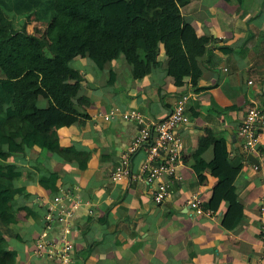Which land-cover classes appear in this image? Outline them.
<instances>
[{"label":"crops","instance_id":"1","mask_svg":"<svg viewBox=\"0 0 264 264\" xmlns=\"http://www.w3.org/2000/svg\"><path fill=\"white\" fill-rule=\"evenodd\" d=\"M182 14L192 27V41L210 38L196 87L190 79L182 86L175 84L162 51L159 66L141 81L132 79L129 65L108 63L100 70L89 59L76 58L72 64L84 77L81 94L89 101L81 106L88 114L81 125L76 117H63L57 108L48 106L47 93L37 91L34 123L41 129L61 125V147L86 153L89 160L86 170H81L79 160L45 155L38 147L13 156L11 162L23 172L17 183L30 194L19 198L20 206L36 215L21 212L12 228L15 236L7 238L6 250L17 254V264H57L36 252L37 241L44 235L56 241L71 240L75 264H257L264 250V132L262 154L254 155L259 169L248 155L241 173L250 184L240 196L245 219L236 230L230 232L223 226L226 203L212 215L197 216L189 202L199 198L204 205L217 184L210 169L197 173L192 166L200 144L206 164L214 160L212 139L218 136L227 141L231 155L244 154L239 129L249 108H264V0H243L242 4L190 0ZM183 96H189L191 121L178 130L185 147L178 170L182 180L172 182L170 198L156 205L143 180L112 181L139 127L121 117L109 121L104 117L117 108L161 121ZM145 159V150L132 157L135 176ZM49 173L59 176L58 193L39 184V177ZM56 197L62 202L55 203ZM76 200L82 204L71 221V232L65 234L57 215Z\"/></svg>","mask_w":264,"mask_h":264},{"label":"trees","instance_id":"2","mask_svg":"<svg viewBox=\"0 0 264 264\" xmlns=\"http://www.w3.org/2000/svg\"><path fill=\"white\" fill-rule=\"evenodd\" d=\"M189 2L0 0V264H17V254L6 249L7 238L15 236L12 228L19 223L20 213L36 216L20 206L19 198L30 194L17 183L23 172L11 162L13 156L38 147L45 155L79 160L81 170L88 166V154L61 147V125L41 129L31 119L36 112L37 91L47 93L48 106L57 108L63 117H76L81 125L88 118L81 106L89 101L81 94L84 77L72 64L76 58H87L100 70L108 63L129 65L132 79L141 81L159 66L162 51L175 84L182 86L190 79L196 87L210 38L190 39L192 27L182 14ZM115 77L112 72V83ZM212 144L214 160L204 162L200 144L192 156V166L197 173L213 172L217 184L203 209L214 214L226 203L223 226L232 232L245 219L240 196L250 184L241 174L246 157L242 153L231 155L222 137L213 138ZM58 182L56 173L39 177V184L52 193L59 192Z\"/></svg>","mask_w":264,"mask_h":264},{"label":"built area","instance_id":"3","mask_svg":"<svg viewBox=\"0 0 264 264\" xmlns=\"http://www.w3.org/2000/svg\"><path fill=\"white\" fill-rule=\"evenodd\" d=\"M188 103L189 96H183L173 107L169 116L161 121H151L139 112L122 113L117 108L112 109L104 117L106 121L121 117L125 121L136 123L139 127L137 135L121 155L120 163L112 173L114 183L120 184L126 179H141L149 185L152 200L156 205H162L170 198L172 182L182 180L178 170L185 147L178 135V130L191 121L187 111ZM263 132L264 108L254 105L248 109L246 118L239 129L245 157L251 154H262ZM140 150H145L146 159L142 164L140 174L135 176L132 173L131 162L132 157ZM255 169L258 170L259 166L256 165ZM61 202L60 197L55 198V203ZM81 204L80 200L73 201L72 207H63L58 212L57 221L64 225L65 234L71 232V221ZM189 206L197 216L212 215L211 212L203 209L199 198L192 199ZM262 232L264 235V214ZM74 251V243L66 237L62 241H56L44 235L37 241L38 256L56 261L57 264H75ZM256 263L264 264V250L262 255L257 257Z\"/></svg>","mask_w":264,"mask_h":264},{"label":"water","instance_id":"4","mask_svg":"<svg viewBox=\"0 0 264 264\" xmlns=\"http://www.w3.org/2000/svg\"><path fill=\"white\" fill-rule=\"evenodd\" d=\"M248 160L252 161L256 165H259L258 159L253 154L248 156Z\"/></svg>","mask_w":264,"mask_h":264},{"label":"rangeland","instance_id":"5","mask_svg":"<svg viewBox=\"0 0 264 264\" xmlns=\"http://www.w3.org/2000/svg\"><path fill=\"white\" fill-rule=\"evenodd\" d=\"M35 25V23H33V26ZM37 26V25H36ZM31 27V29L33 28L32 26H30ZM37 28V27H36Z\"/></svg>","mask_w":264,"mask_h":264}]
</instances>
